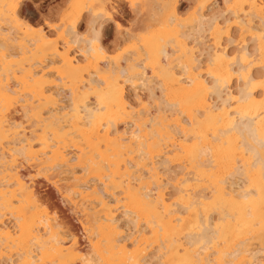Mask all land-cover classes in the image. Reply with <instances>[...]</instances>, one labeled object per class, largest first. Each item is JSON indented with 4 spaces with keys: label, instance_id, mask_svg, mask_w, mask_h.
<instances>
[{
    "label": "bare ground",
    "instance_id": "6f19581e",
    "mask_svg": "<svg viewBox=\"0 0 264 264\" xmlns=\"http://www.w3.org/2000/svg\"><path fill=\"white\" fill-rule=\"evenodd\" d=\"M23 1L0 0V264H264V0H222L223 21L128 0L117 57L114 0L74 2L56 40Z\"/></svg>",
    "mask_w": 264,
    "mask_h": 264
},
{
    "label": "rangeland",
    "instance_id": "374dc122",
    "mask_svg": "<svg viewBox=\"0 0 264 264\" xmlns=\"http://www.w3.org/2000/svg\"><path fill=\"white\" fill-rule=\"evenodd\" d=\"M76 1L77 0H24L18 9L19 23L25 27L31 26L34 28L35 31L43 28L44 32L47 34V36L50 37L51 40H56L58 38L56 35L57 31L55 30V27H57L61 23L59 20H61V18L69 10L70 6ZM193 1L194 0H178L177 11L180 14L182 13L183 16L189 14L194 7ZM113 8L114 11H113L112 19L114 20L107 21L106 23L103 24V28H104L102 30L103 38L101 41L107 53H109L110 57H117L118 55L122 54L121 50L125 49L129 45L128 43L123 42V39L121 38L123 33L125 34L126 32L127 33L135 32L136 30L137 32H135L134 35H137L139 33L137 26L139 24L140 14L137 8H133L129 4L128 0H114ZM86 14L87 13H83V17H81V20L79 21V25L77 28L80 32L83 33L86 30V24H85ZM206 14L207 16L209 14L208 17H212V15L213 17H217L219 21H223V19H226L229 16V14L226 13L222 0H210L208 2ZM115 21L120 26L119 29H117L116 25H114ZM249 47H251V44ZM78 48L79 46H73L70 54L71 56L75 55L76 59L80 60L81 57L76 56ZM136 89L135 90H133L132 88L127 89L128 92L127 96L132 102H136L138 104V101L135 98V95L137 94H138L137 95L138 98L141 100V102L144 103V105H146V103L152 102L151 101L152 96L151 97L149 96L151 95V93L149 94L150 92L149 90H145L146 88L144 89L136 88ZM154 90H155L154 94L156 95L155 97L157 98L159 96V91L157 89ZM62 103L65 104L66 100H63ZM156 103L158 104V100L156 101ZM163 108H164V104H163ZM152 112L154 113L153 110ZM120 129L122 131L124 127H120ZM174 171L176 170L174 169ZM235 179H239V178L236 176ZM229 180H233L231 182L229 181V183H233V184L235 183L234 179L230 178ZM239 183L237 185H239ZM49 190L51 191L53 190L52 187L49 185L41 184V186L39 187V191L42 194H45ZM168 191H170V189H168ZM55 196L58 204L61 206L62 210L64 211V214L68 216L70 220H72L73 224L78 226V222H77L78 215H73V212L68 210L69 206L63 204L59 196L56 195V193ZM119 224L121 225V228L123 229L124 233L128 234L130 230L127 222H124L123 219L121 220V222H119ZM83 242H84V237L82 236L81 243Z\"/></svg>",
    "mask_w": 264,
    "mask_h": 264
}]
</instances>
